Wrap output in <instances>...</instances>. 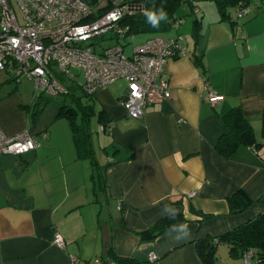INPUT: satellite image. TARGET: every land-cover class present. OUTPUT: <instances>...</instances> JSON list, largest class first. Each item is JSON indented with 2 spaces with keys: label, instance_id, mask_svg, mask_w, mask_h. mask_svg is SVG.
I'll return each instance as SVG.
<instances>
[{
  "label": "crops",
  "instance_id": "crops-1",
  "mask_svg": "<svg viewBox=\"0 0 264 264\" xmlns=\"http://www.w3.org/2000/svg\"><path fill=\"white\" fill-rule=\"evenodd\" d=\"M247 2L246 14L233 10V23L221 20L215 2L197 9L196 42L192 23L190 39L179 33L184 53L162 72L170 98L145 107L141 117L127 115L120 103L125 88L116 81L90 96V114H98L104 132L98 177L78 156L60 105L49 108V101L32 119L34 92L4 70L0 128L10 135L28 129L37 145L0 156V264H70L71 255L77 264H201L195 240L221 236L264 210L256 200L234 214L227 201L239 188L254 199L264 194V0ZM206 84L223 95L220 102L202 99ZM235 106L260 145L240 146L226 158L215 144L225 132L222 114ZM176 214L182 223L140 239L139 232ZM55 231L64 247L53 242ZM220 244L216 264H245Z\"/></svg>",
  "mask_w": 264,
  "mask_h": 264
},
{
  "label": "built area",
  "instance_id": "built-area-1",
  "mask_svg": "<svg viewBox=\"0 0 264 264\" xmlns=\"http://www.w3.org/2000/svg\"><path fill=\"white\" fill-rule=\"evenodd\" d=\"M21 9V22L12 0H0V70H9L15 80L26 77L33 83L34 94L66 92L55 72L73 76L75 70L83 73L82 89L92 95L110 82L124 79L125 92L120 98L128 116L141 117L144 108L170 98V86L162 77L169 58L185 51L183 36L165 38L153 35L133 47L130 55L123 46L114 43L96 51L92 43H83L109 32L124 37L126 27L119 20L135 14L142 6L133 0H100L109 2L110 8L93 17L94 6L87 0H14ZM248 7L237 10L241 16ZM181 20L172 23L177 28ZM54 63L56 69L51 67ZM202 99L214 105L223 95L205 85ZM37 140L28 129L6 134L0 128V156L21 155L33 150ZM190 192L189 195H192ZM217 241V239H215ZM53 242L64 247L59 232H54ZM254 250H246L242 257L251 264ZM151 260L156 259L150 254ZM99 258L94 262L98 263ZM77 256H70V264H77Z\"/></svg>",
  "mask_w": 264,
  "mask_h": 264
},
{
  "label": "trees",
  "instance_id": "trees-1",
  "mask_svg": "<svg viewBox=\"0 0 264 264\" xmlns=\"http://www.w3.org/2000/svg\"><path fill=\"white\" fill-rule=\"evenodd\" d=\"M92 6H94L95 11L93 17L99 16L110 8L109 2L98 5L97 0H87ZM141 4V8L133 15L123 17L119 20V25L126 27L124 37L130 34L149 32L153 35H158L159 31H164L171 28L172 23L176 20H181L182 17H177L175 15V10L182 3H187L192 10L197 12L196 2L198 0H133ZM218 8L221 20H228L230 23L232 20V12L248 7V0H213ZM163 8L167 13V20L160 21L159 27H152L146 19V11H158ZM238 16V15H237ZM183 21V20H182ZM194 26L192 30V37L197 39L199 19L195 18L193 21ZM181 25V24H180ZM179 25V26H180ZM179 26L177 28H179ZM174 28V27H173ZM181 35V34H177ZM176 35V36H177ZM119 38L118 36L112 34L111 37ZM174 36V37H176ZM183 36V35H182ZM184 39V37H183ZM182 39V43L185 46ZM107 47V46H105ZM104 48V47H102ZM200 56V55H199ZM199 56L196 55L195 60H199ZM13 80L18 83L13 74L11 73ZM58 78V77H57ZM59 79V78H58ZM60 81V80H59ZM61 83V81H60ZM64 87V86H63ZM82 96H85V104H83L82 98L77 97L70 93L68 87H64L65 94H71L70 101L73 106L84 108V115L82 116L83 121L87 120V116L92 111L91 104H89L90 96L85 93L82 89ZM38 98V103L33 105H27L30 110L31 118L33 119L35 115L42 110L43 106L50 101V99L45 96L44 93L38 92L33 94V100ZM72 104L67 105L66 103L60 104L59 115L66 117L69 120L70 127L72 129L73 140L76 146L77 154L79 157H84L90 160V162L95 165V160L92 155V151L89 148V136L81 129L80 125L74 119L73 114L75 108ZM76 118V117H75ZM222 120L225 125V132L221 134L215 144V150L222 156L229 158L240 146H254L258 147L260 143L256 142L254 131L249 120L244 115L242 108L240 106H235L230 108L227 112L222 114ZM262 131H264V114H262ZM262 200L264 201V194L258 198H251L244 189L239 188L230 196H228L227 201L231 213H240L249 206H251L254 201ZM184 221L181 214L168 215L156 221L153 225L149 226L147 229L138 233L141 240H153L158 235L163 233L168 228L180 224ZM217 239V241H215ZM220 243H226L231 254L241 255L249 249L254 250V257L251 264H264V210L256 214L251 219L239 224L233 229L227 231L221 236H206L202 239H197L194 241L196 248V253L201 261V264H216L217 258V246Z\"/></svg>",
  "mask_w": 264,
  "mask_h": 264
},
{
  "label": "rangeland",
  "instance_id": "rangeland-1",
  "mask_svg": "<svg viewBox=\"0 0 264 264\" xmlns=\"http://www.w3.org/2000/svg\"><path fill=\"white\" fill-rule=\"evenodd\" d=\"M12 2H13L12 5L15 8V12L18 16V19L21 22L22 21L21 20V16H22L21 9L19 8L18 4L14 0H12ZM208 2L214 5V2L212 0H198L196 2L195 7H196V9L204 10L203 6H204V4H207ZM175 15L177 17H182L183 21L180 23V24H182V25H180L181 27H179V28L171 27L167 30L159 31L157 34L167 38V37H174L183 31L184 33H186V37L188 39H190V37H191L190 36L191 25H192L193 21L195 20V18H197V17L200 18L202 16V11L196 13L194 10L191 9V7L187 3H182L175 10ZM110 35H112L111 32L104 34V35H99V36L93 37V38L85 41L83 44L89 45L92 43V46L95 47V50L100 51L102 49V47L112 45L114 43H119L123 46L124 54L130 55L133 47H135L139 43H142L146 39L151 37L152 33L142 32V33L130 34V35H127V36L121 37V38H116L113 36L110 37ZM51 67H53V69H56L54 63L51 64ZM8 75H9V73H8ZM55 75L59 78V80L61 81V84L64 87H68L70 89V93H72L73 95H75L77 97L82 98L83 104H85V102H86L85 96H82L83 93H82V90L80 87V84L83 81V73L82 72H80L79 70H75L73 76H67V75H64L63 73H60L58 71V72H55ZM4 76H7L6 71H4V70L0 71V79H2V77H4ZM115 83L117 84L118 88H120L121 90H123L125 88L126 82L124 79H118V80H116ZM17 85H19L23 89H27V91H30L31 93L34 92L33 91V83L28 78H25L22 76L19 83H17ZM70 93L69 94H65V93L45 94V96H47L50 99V102L48 104L49 108L52 105L57 106V104L60 105L62 103H66L67 105L72 104V102L70 101V98H71ZM32 103H33V105L38 103V98L33 100ZM72 107L75 108V111L73 114L74 119H76V122L78 123V125H80V127L82 126L81 129H83V131L85 130V132L89 136V144L88 145L92 151V155H93L94 160H95V165H93L94 169H95L94 175L96 177H98V175L102 171L103 166L105 164V156H106V154L104 152L103 145H102L104 132L100 128L98 114L96 112L94 114H89V116H87V120L83 121L82 116L84 115V113H83L84 108L73 106V104H72ZM64 118H66V117H64ZM64 118L62 120L63 122H69V120L67 118L66 119H64ZM88 162H90V161H88ZM225 244L226 243H223V245H225ZM220 245H222V244H220Z\"/></svg>",
  "mask_w": 264,
  "mask_h": 264
},
{
  "label": "clouds",
  "instance_id": "clouds-1",
  "mask_svg": "<svg viewBox=\"0 0 264 264\" xmlns=\"http://www.w3.org/2000/svg\"><path fill=\"white\" fill-rule=\"evenodd\" d=\"M145 15L147 22L152 27H159L160 21L167 20V13L163 8L158 11H146Z\"/></svg>",
  "mask_w": 264,
  "mask_h": 264
}]
</instances>
